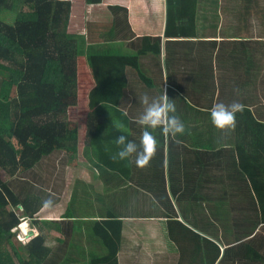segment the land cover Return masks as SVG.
<instances>
[{
  "label": "crops",
  "instance_id": "obj_1",
  "mask_svg": "<svg viewBox=\"0 0 264 264\" xmlns=\"http://www.w3.org/2000/svg\"><path fill=\"white\" fill-rule=\"evenodd\" d=\"M100 1L90 8L75 0L71 11L86 44L118 45L122 55H134L146 37L151 49L138 64L150 81L133 68L125 71L117 109L128 115L114 110L100 117L101 154L118 150L117 120L139 143L144 129L134 120L144 111L145 93L151 99L166 90L187 131L172 137L155 130L158 150L143 168L135 157L118 160L117 169L100 164L89 146L75 164L55 167L51 155L58 153L45 156L40 163L53 161L52 168L67 172L66 191L54 169L40 191L53 200L38 221L50 224L44 237L54 264L106 256L94 223L108 219L122 221L118 264H264V0H194V12L182 18L167 0ZM233 101L246 106L235 129H217L210 109ZM24 226V244L42 233L35 222Z\"/></svg>",
  "mask_w": 264,
  "mask_h": 264
},
{
  "label": "trees",
  "instance_id": "obj_2",
  "mask_svg": "<svg viewBox=\"0 0 264 264\" xmlns=\"http://www.w3.org/2000/svg\"><path fill=\"white\" fill-rule=\"evenodd\" d=\"M191 1L167 0V7H174L176 16L190 17ZM100 2L81 0V6L93 8ZM73 7H78L75 0H0V170L9 178L28 173L36 184L17 192L0 177V264H54L44 237L50 224L38 221L45 207L40 191L51 179L34 176L35 168L54 152L58 155L52 159L63 153L67 163L83 161V148L89 146L97 162L117 169V161L100 152L105 137L100 117L114 110L123 115L117 108L128 67L150 81L138 69L139 58L151 52L146 37L134 55H122L118 45L100 49L86 44L81 28L70 21ZM152 51L158 53V46ZM22 220L35 222L42 232L27 244L14 231ZM121 227L120 220L95 221L107 255L91 264H118Z\"/></svg>",
  "mask_w": 264,
  "mask_h": 264
},
{
  "label": "clouds",
  "instance_id": "obj_3",
  "mask_svg": "<svg viewBox=\"0 0 264 264\" xmlns=\"http://www.w3.org/2000/svg\"><path fill=\"white\" fill-rule=\"evenodd\" d=\"M139 99L145 106L142 114L134 120V123L144 129L139 143L129 140L128 136L124 134L127 128L122 121H115L114 127L121 134L114 140L118 151L111 158L114 161L128 160L129 163H132L133 161L130 158L135 157L134 163L136 166L143 168L149 165L158 150L159 141L154 134L155 130L159 129L164 136L175 137L177 134H184L187 129L184 122L176 114L175 100L169 98L166 90L163 89V93L159 97L150 99L149 95L145 93ZM245 107L239 101H233L231 104L215 103L210 109L213 126L219 130H234L237 125V114H242ZM123 115L127 116L128 113L125 111ZM44 205L51 207L53 205L52 198L49 197L44 200ZM21 226L19 227L20 230L22 229Z\"/></svg>",
  "mask_w": 264,
  "mask_h": 264
},
{
  "label": "rangeland",
  "instance_id": "obj_4",
  "mask_svg": "<svg viewBox=\"0 0 264 264\" xmlns=\"http://www.w3.org/2000/svg\"><path fill=\"white\" fill-rule=\"evenodd\" d=\"M80 119H82V117L81 118H79V120ZM53 161H54V159H53ZM53 161H49V163H48V161H42L41 163H40V166L38 167V169H37V171H35L34 173H33V175L34 176H40V177H45V174H47L48 175V179L49 178H52V177H54V176H52V174H53V170L52 169H54L55 171H56V173H58L59 175H62L63 176V178H64V181H66V179L65 178H67V172H66V167L64 168V167H59V168H52V162ZM63 162H65L66 163V160H64V154L63 153H61L60 154V157L57 159V161H55V163H54V166L55 167H58V166H61V164L63 163ZM47 164H49V165H47ZM67 164V163H66ZM65 164V165H66ZM27 175H28V173L25 175V176H23V175H18V176H15V177H12V178H9L2 170H0V177L3 179V180H5V181H8V182H11V184H12V186L14 187V189L17 191V192H20L21 190H22V188L24 189V190H26L28 187H31V186H33V184H32V182H33V180H30L29 178H27ZM62 176H59V177H56V178H62ZM55 179V178H54ZM67 185V181L65 182V186ZM34 187V186H33ZM66 189H67V186L65 187V191H66ZM66 206H64V207H61V208H65ZM82 213H84L85 212V210H83V211H81ZM41 216L43 215L42 213L40 214ZM22 224H24V225H26V227L29 229V222H27V221H25V220H22V222H21V225ZM20 225V226H21ZM19 228V227H18ZM15 229L14 231L15 232H19L20 234H19V238H18V241H21V242H24L25 241V238L24 237H22L21 236V232H22V229L20 230V229Z\"/></svg>",
  "mask_w": 264,
  "mask_h": 264
},
{
  "label": "bare ground",
  "instance_id": "obj_5",
  "mask_svg": "<svg viewBox=\"0 0 264 264\" xmlns=\"http://www.w3.org/2000/svg\"><path fill=\"white\" fill-rule=\"evenodd\" d=\"M21 228L23 229V231H25V230H26V228H25L24 224L22 225V227H21Z\"/></svg>",
  "mask_w": 264,
  "mask_h": 264
}]
</instances>
